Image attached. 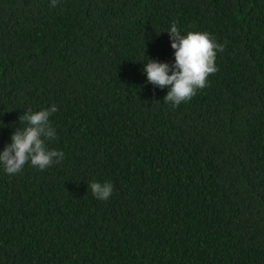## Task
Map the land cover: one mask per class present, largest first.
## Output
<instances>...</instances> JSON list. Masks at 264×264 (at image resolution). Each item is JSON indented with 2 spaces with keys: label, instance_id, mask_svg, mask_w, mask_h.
<instances>
[{
  "label": "trees",
  "instance_id": "obj_1",
  "mask_svg": "<svg viewBox=\"0 0 264 264\" xmlns=\"http://www.w3.org/2000/svg\"><path fill=\"white\" fill-rule=\"evenodd\" d=\"M52 4L0 0V153L52 105L64 153L0 164V264H264V0ZM174 22L224 48L175 108L144 74L175 64Z\"/></svg>",
  "mask_w": 264,
  "mask_h": 264
},
{
  "label": "clouds",
  "instance_id": "obj_2",
  "mask_svg": "<svg viewBox=\"0 0 264 264\" xmlns=\"http://www.w3.org/2000/svg\"><path fill=\"white\" fill-rule=\"evenodd\" d=\"M55 5L56 0H53L52 6ZM167 33L173 41L171 47L175 50V64L170 66L149 59L144 64V74L149 83L162 89L169 88L164 101L175 108L190 101L198 90L207 86L209 76L218 71L217 52H223L224 48L207 32L183 35L175 22ZM57 111L58 107L52 105L37 112L27 111L20 117V123L26 126L17 128L11 137L12 143L0 153V164L4 165L9 175L21 172L29 162L33 167L44 170L64 158L62 151L50 150L46 144L56 138L50 117ZM88 186L100 200L106 201L113 193L111 182H91Z\"/></svg>",
  "mask_w": 264,
  "mask_h": 264
}]
</instances>
